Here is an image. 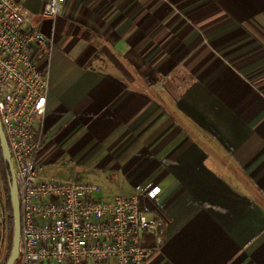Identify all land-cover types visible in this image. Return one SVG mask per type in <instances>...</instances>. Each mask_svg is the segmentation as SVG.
Masks as SVG:
<instances>
[{
	"label": "crops",
	"instance_id": "obj_1",
	"mask_svg": "<svg viewBox=\"0 0 264 264\" xmlns=\"http://www.w3.org/2000/svg\"><path fill=\"white\" fill-rule=\"evenodd\" d=\"M21 5L55 30L42 174L160 186L146 264H264V0Z\"/></svg>",
	"mask_w": 264,
	"mask_h": 264
},
{
	"label": "built area",
	"instance_id": "obj_2",
	"mask_svg": "<svg viewBox=\"0 0 264 264\" xmlns=\"http://www.w3.org/2000/svg\"><path fill=\"white\" fill-rule=\"evenodd\" d=\"M67 2L43 0L42 15L55 20ZM54 45L55 30L45 34L21 0H0V117L19 190L20 264H146L153 250L145 234L158 245L163 238L140 201L156 200L160 186L150 181L131 194L101 196L97 184L42 174Z\"/></svg>",
	"mask_w": 264,
	"mask_h": 264
},
{
	"label": "water",
	"instance_id": "obj_3",
	"mask_svg": "<svg viewBox=\"0 0 264 264\" xmlns=\"http://www.w3.org/2000/svg\"><path fill=\"white\" fill-rule=\"evenodd\" d=\"M0 147L4 160L7 162L10 173H11V203L14 216V233H13V244L10 257L6 264H15L20 258V241H21V215H20V202H19V190L17 177L14 169V165L11 159V154L9 150V145L5 132L3 130L1 117H0ZM1 239V237H0Z\"/></svg>",
	"mask_w": 264,
	"mask_h": 264
},
{
	"label": "flooded vegetation",
	"instance_id": "obj_4",
	"mask_svg": "<svg viewBox=\"0 0 264 264\" xmlns=\"http://www.w3.org/2000/svg\"><path fill=\"white\" fill-rule=\"evenodd\" d=\"M1 153L2 152L0 147V258L2 255V248L4 247L6 240L9 239L10 235V214L8 211V198L6 193V187L8 186L9 189L11 187V177L10 180H8V182L6 183L2 174L4 162L1 158Z\"/></svg>",
	"mask_w": 264,
	"mask_h": 264
},
{
	"label": "trees",
	"instance_id": "obj_5",
	"mask_svg": "<svg viewBox=\"0 0 264 264\" xmlns=\"http://www.w3.org/2000/svg\"><path fill=\"white\" fill-rule=\"evenodd\" d=\"M1 158L4 162V167H3V170H2V174H3V177L6 181V183L8 182V180H10V177H11V174H10V169L7 165V162L4 160L3 156H2V153H1ZM6 193H7V198H8V211H9V214H10V235H9V239H10V248H9V252H8V255L5 259V261L2 263V264H6L9 257H10V254H11V250H12V244H13V233H14V216H13V209H12V203H11V195H10V189L9 187L7 186L6 187Z\"/></svg>",
	"mask_w": 264,
	"mask_h": 264
},
{
	"label": "rangeland",
	"instance_id": "obj_6",
	"mask_svg": "<svg viewBox=\"0 0 264 264\" xmlns=\"http://www.w3.org/2000/svg\"><path fill=\"white\" fill-rule=\"evenodd\" d=\"M9 248H10V239H7L4 247L2 248V255L0 258V264H2L5 261L7 255H8V252H9ZM15 264H20V258L16 261Z\"/></svg>",
	"mask_w": 264,
	"mask_h": 264
}]
</instances>
